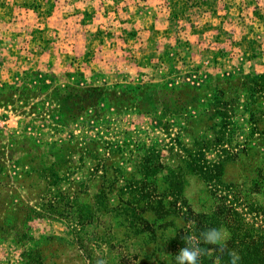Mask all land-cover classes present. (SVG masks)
Returning a JSON list of instances; mask_svg holds the SVG:
<instances>
[{
  "label": "rangeland",
  "instance_id": "374dc122",
  "mask_svg": "<svg viewBox=\"0 0 264 264\" xmlns=\"http://www.w3.org/2000/svg\"><path fill=\"white\" fill-rule=\"evenodd\" d=\"M209 35L193 39L213 40L215 34ZM198 45H192L193 51ZM250 48L243 57L229 51L232 67L226 68L206 51L192 52V63L182 62L177 72L163 75L156 66L134 72L130 62L112 56L108 65L118 75L111 69L82 79L29 73L0 79V264H96L98 258L113 264L122 252L137 256L132 264L166 263L170 238L184 221L157 220L155 227L161 228L150 238L124 226L112 212L98 213L101 175L119 173L117 186H122L144 150L153 149L164 167L157 184L164 185L171 171L179 172L178 204L194 213L210 209L209 186L190 167L192 146L194 138L243 140L250 135L240 105L235 132L221 131L224 118L214 109L235 98L234 85L264 72V40ZM66 87L83 91L82 100L61 91ZM259 136L264 133L254 134ZM258 173L264 177L261 154L240 156L224 166L221 181L263 203L264 182L261 192H252ZM115 199L111 195V203ZM144 216L153 222L151 211Z\"/></svg>",
  "mask_w": 264,
  "mask_h": 264
},
{
  "label": "crops",
  "instance_id": "0c3cea01",
  "mask_svg": "<svg viewBox=\"0 0 264 264\" xmlns=\"http://www.w3.org/2000/svg\"><path fill=\"white\" fill-rule=\"evenodd\" d=\"M263 37L264 0H0V79L118 75L112 56L163 75L206 51L226 68Z\"/></svg>",
  "mask_w": 264,
  "mask_h": 264
},
{
  "label": "trees",
  "instance_id": "16d2710c",
  "mask_svg": "<svg viewBox=\"0 0 264 264\" xmlns=\"http://www.w3.org/2000/svg\"><path fill=\"white\" fill-rule=\"evenodd\" d=\"M117 86L119 88L121 85ZM234 87L237 92L235 98L214 106L217 108L213 107L215 112L222 114L224 118L219 128L223 133L235 132L239 129L234 117L240 105L242 115L248 116L245 125L250 135L243 140H232L227 136L209 140L194 138L192 146L194 150L192 166H190L192 173L208 184L214 199L213 205L207 211L194 213L189 206L178 204L181 184L179 172L178 174L171 171L164 175V185L157 184L159 173L164 167L153 149L144 150L139 165L130 172L124 185L117 186L119 173L117 175L111 173L108 178L106 173L101 175L103 183L96 194L98 213L112 212L113 215L123 219L124 226L137 229V234H150V238H154L156 230L161 228L158 224L155 227L157 220L171 216L173 219L181 218L184 221V227L176 229V233L170 238L167 262L159 264H174L173 255L183 246L181 238L189 234L199 236L203 228L213 223L223 224L230 230L231 237L227 247L240 253V264H264V202L259 203L253 198L248 200L246 195H242L238 186L224 184L221 181L223 168L228 162L240 156L256 154H261L264 159V137H254L255 133L260 135L264 133V72L253 73L252 77L242 80ZM61 91L70 94L71 97L78 96L79 100H82L83 91H74V93L67 87ZM213 126H216V123ZM195 146L197 151L194 149ZM260 182H264V177L259 174V178L253 182V193L261 192ZM111 195L116 196L114 203H111ZM167 196H170L172 200H166ZM184 207H186L185 210ZM148 211H151L154 216L151 223L144 216ZM87 221L90 219L85 220ZM203 243L212 251L210 255H203L202 264H217V257L221 258L220 264H227L226 250L222 251L215 244L207 241ZM136 258L137 256L130 252L126 254L122 252L113 264H128L126 262L132 264V261L135 263Z\"/></svg>",
  "mask_w": 264,
  "mask_h": 264
},
{
  "label": "clouds",
  "instance_id": "9594fccd",
  "mask_svg": "<svg viewBox=\"0 0 264 264\" xmlns=\"http://www.w3.org/2000/svg\"><path fill=\"white\" fill-rule=\"evenodd\" d=\"M231 237L229 230L219 223H213L202 229L200 235L189 234L182 237L183 246L173 255L174 264H202V257L205 254H211V249L203 243L207 241L215 244L222 251L227 252V264H240V253L227 247V242ZM221 258L217 257V264H220ZM96 264H106L105 259L98 258Z\"/></svg>",
  "mask_w": 264,
  "mask_h": 264
}]
</instances>
